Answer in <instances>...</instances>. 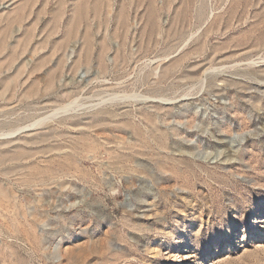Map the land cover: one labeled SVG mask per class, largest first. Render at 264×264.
Listing matches in <instances>:
<instances>
[{"label":"rangeland","instance_id":"1","mask_svg":"<svg viewBox=\"0 0 264 264\" xmlns=\"http://www.w3.org/2000/svg\"><path fill=\"white\" fill-rule=\"evenodd\" d=\"M0 264H264V0H0Z\"/></svg>","mask_w":264,"mask_h":264}]
</instances>
